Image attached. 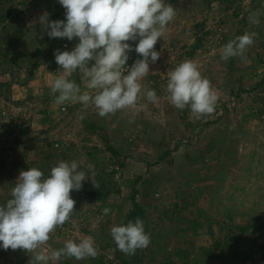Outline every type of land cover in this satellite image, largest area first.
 Masks as SVG:
<instances>
[{
    "label": "rangeland",
    "instance_id": "obj_1",
    "mask_svg": "<svg viewBox=\"0 0 264 264\" xmlns=\"http://www.w3.org/2000/svg\"><path fill=\"white\" fill-rule=\"evenodd\" d=\"M165 3L176 15L154 46L161 55L141 81L137 114L124 109L101 117L89 105L80 120L81 103L58 105L50 91L62 74L54 51H70L78 38H49L39 22L45 13L65 20V9L59 0H0L10 9L0 20V50L15 44L27 55L19 69L0 59V205L11 198L20 171L35 167L47 177L60 160H75L86 174L93 170L98 184L85 181L70 193L76 201L70 219L38 249L50 254L68 239L91 236L97 256L48 264H264V0ZM51 4H57L54 14ZM253 12L260 13L257 25L249 20ZM245 32L257 33L253 45L243 57L223 60V46ZM198 36L201 44L188 55ZM136 42L128 43L134 48ZM38 50L39 66L32 68ZM139 58L129 52L125 69ZM186 59L198 63L219 96L215 111L200 119L189 107L175 108L167 92L168 72ZM70 79L84 90L78 70ZM148 89L155 90V103L147 100ZM106 137L118 155L106 147ZM92 188L99 193L88 192ZM133 200L143 208L151 242L126 255L110 229L135 222L127 220ZM230 235L231 244L214 249ZM33 256L0 247V264H34Z\"/></svg>",
    "mask_w": 264,
    "mask_h": 264
},
{
    "label": "clouds",
    "instance_id": "obj_2",
    "mask_svg": "<svg viewBox=\"0 0 264 264\" xmlns=\"http://www.w3.org/2000/svg\"><path fill=\"white\" fill-rule=\"evenodd\" d=\"M59 3L65 9V20H49L45 13L39 22L49 38L68 41L78 38L79 42L70 51H54L55 61L62 70L50 86L51 93L58 94L56 104L81 103L80 120L85 118L84 110L89 105L101 117L124 109H130L134 117L138 112L141 81L149 75V64H154L161 55L154 46L174 19L176 8L165 0H59ZM259 15L251 13L250 23L259 24ZM256 36V32H245L228 41L221 58L227 61L231 57H243ZM129 41H137L134 48ZM133 50L141 58L125 69L129 52ZM77 70L82 75L84 90L70 79ZM166 87L172 105L179 110L189 107L196 119L215 111L218 93L201 75L198 63L191 59L181 61L168 72ZM145 96L149 102L157 101L153 89L146 90ZM90 172L80 170L75 160L57 161L47 177L35 167L20 171L11 198L0 205V247L33 253L34 264H48L62 257L95 258L98 253L91 236H83L78 242L68 239L63 248L50 254L46 250L38 251L48 243L50 234L70 219L76 203L70 193L81 190L85 181L98 188L95 172L91 169ZM109 211L103 210L105 215ZM110 234L117 249L126 255H134L137 249L147 248L151 242L140 218L126 225H113Z\"/></svg>",
    "mask_w": 264,
    "mask_h": 264
},
{
    "label": "trees",
    "instance_id": "obj_3",
    "mask_svg": "<svg viewBox=\"0 0 264 264\" xmlns=\"http://www.w3.org/2000/svg\"><path fill=\"white\" fill-rule=\"evenodd\" d=\"M48 8L49 9H51L53 12V14L54 13H56L57 12V4H51V5H49L48 6ZM9 10L10 9H7L6 10V8L4 7V8H2V7H0V20H2V19H4L5 17H6V15L9 13ZM200 25H202V23H200ZM64 41H65V39H64ZM67 41L68 40H66V42L65 43H67ZM201 44V37H197V39H196V41H195V43L191 46V48L188 50V55H192V53L194 52V50L198 47V45H200ZM10 48H8V49H3V50H0V59L2 58H4V61H6L7 62V64H9L8 65V67L10 68V67H14L15 69L17 68V69H19L20 68V61H19V59H23V60H25V59H27V58H25L24 56L26 55V54H24L23 52H22V54H20L18 51H16V49H15V47H16V45L15 44H10V46H9ZM11 51V52H10ZM13 51V52H12ZM37 55L38 56H36V54H34V56L36 57L35 58V60L31 63V67L32 68H34V67H36V66H39V61H40V59H39V57L41 56V51L40 50H38L37 52ZM27 56V55H26ZM33 56V55H32ZM4 71H7V72H9V73H13L12 72V70H7L6 68L4 69ZM31 73V72H30ZM27 76L28 75H30L29 73H27L26 74ZM2 84V82H0V85ZM90 126L91 127H93V129L94 128H96L97 127V124H95V123H91L90 124ZM105 141H106V147L112 152V154L113 155H118L119 154V152L114 148V146L112 145V144H110V142H109V140L107 139V137L105 138ZM88 192H90L91 194H93V193H99L97 190H95L94 188H92L91 190H88ZM100 194H102V192H100ZM133 206H134V208H133V210L128 214V216H127V220H135L136 218H143V216H142V214H143V208L135 201V200H133ZM260 215V214H259ZM259 215H257L256 217H254V221L255 220H257L258 219V217H260ZM240 228L242 229V230H244L246 227H244V226H240ZM234 237H232L231 235H230V239H228V240H222V239H219V240H217L216 241V243H215V245H214V249L216 248H219V247H221L223 244H231V239H233ZM212 251L213 250H207V252H206V254H208V255H211V253H212ZM221 253H219V255H220Z\"/></svg>",
    "mask_w": 264,
    "mask_h": 264
}]
</instances>
